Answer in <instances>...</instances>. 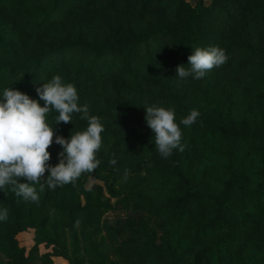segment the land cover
<instances>
[{
  "label": "trees",
  "instance_id": "1",
  "mask_svg": "<svg viewBox=\"0 0 264 264\" xmlns=\"http://www.w3.org/2000/svg\"><path fill=\"white\" fill-rule=\"evenodd\" d=\"M126 1L0 0V95L11 86L39 100L36 88L59 74L76 86L80 104H88L105 129L93 172L55 188L45 185L38 203L7 188L0 191V210L8 212L0 220V249L10 264H29L16 235L48 226L53 237L37 240L61 244L57 255L80 264L76 223L84 230L123 202L142 211L125 225L118 221L114 234L121 237L125 228L130 246L140 240L133 237L138 230L140 244L162 245L171 264H259L264 254V8L259 5L264 0H199L194 6L186 0H144L146 7L168 2L180 15L152 26L111 24ZM140 4L134 13L143 11ZM250 37L252 45H245ZM209 46L225 49L227 63L200 80L175 76L178 65L190 67L187 58L196 47ZM239 53L245 58L236 60ZM224 73L231 74L226 90L219 86ZM240 74L247 77L244 88L261 91L252 100L258 116L250 117ZM152 104L174 108L177 123L193 109L200 112L191 127L181 125L183 152L174 150L165 159L156 150L144 119V107ZM56 115L48 114L47 121L57 135L70 138L87 127L80 114H73L72 123L55 125ZM48 150L55 165L61 146L53 143ZM129 162L141 164L132 171L146 163L144 171L165 188L161 200L135 185L115 188L118 171ZM90 177L103 184L85 187ZM45 207L61 219L46 223ZM150 217L159 221L151 224ZM59 222L71 232V252L60 239ZM158 226L166 231L159 240ZM184 251L186 259L180 256Z\"/></svg>",
  "mask_w": 264,
  "mask_h": 264
},
{
  "label": "clouds",
  "instance_id": "2",
  "mask_svg": "<svg viewBox=\"0 0 264 264\" xmlns=\"http://www.w3.org/2000/svg\"><path fill=\"white\" fill-rule=\"evenodd\" d=\"M188 64L178 65L175 76L186 80L203 79L213 68L227 63L226 50L219 46L196 47L188 56ZM39 100L13 87H6L0 95V191L10 189L24 200L39 202V192L45 185L74 182L83 173L93 172L100 160L97 153L102 147L101 133L105 130L98 116L91 115L88 104H80L73 83H65L57 74L36 88ZM43 101L41 106L39 101ZM145 108V122L155 137V148L162 158H169L174 150L184 151L181 125L191 127L200 116L198 110L176 122L175 109L152 104ZM55 116V125L72 123L73 114L87 121L83 131L70 138L57 135L55 127L47 121L48 114ZM61 146L58 163H50V146ZM111 163L115 164L113 159ZM7 209L0 210V220L7 219Z\"/></svg>",
  "mask_w": 264,
  "mask_h": 264
},
{
  "label": "rangeland",
  "instance_id": "3",
  "mask_svg": "<svg viewBox=\"0 0 264 264\" xmlns=\"http://www.w3.org/2000/svg\"><path fill=\"white\" fill-rule=\"evenodd\" d=\"M141 1V7L143 11L141 13L133 10V7L137 5ZM144 0H127L124 6H121L118 9V14H116L111 20L110 23H118L124 26L127 21H140L145 26H152L158 21H162L165 19H177L180 15L179 11L173 7L170 3H165L163 5H159L151 1V4L143 6ZM192 6L196 5L199 0H186ZM207 4H209L212 0H204ZM127 4V5H126ZM264 8V4H260L259 7ZM229 32V31H228ZM251 41L248 40L244 44L252 45L253 38L250 37ZM245 58V55L239 53L236 55L235 59L239 60L241 58ZM225 76H222L219 86L223 87L224 90L227 89L230 75L229 73H224ZM246 75H239V88L241 90L245 89L248 91V99L246 100V104L250 106V117L258 116L260 114L259 108L252 104V100L258 99L261 95V91H253L243 87L242 83L246 82ZM143 169L132 171L129 168L138 169L141 167V164L137 162H129L126 166L124 163V168L118 171L116 181L114 186L117 190L123 191L127 186L135 185V187L141 191L143 194L148 195L153 201L158 202L162 199L165 188L161 187L154 178H152L146 171H144V167H146V163L143 164ZM93 182L101 183L102 181L90 177L85 181L84 186L89 187ZM167 191L171 190L170 186H166ZM37 191H39V187H36ZM105 196L109 197L113 203L116 202L117 198H111L109 194L104 191ZM132 204H125L123 202H118L114 209L108 210L104 212L100 218H97L95 223L88 225L84 230L82 227L76 223L78 237H79V261L80 264H98L99 262H103L104 264H171V258L169 251L163 250L162 245H154V247H143L140 244V240L143 239L141 234L136 230L133 232V237H137L136 239H140L135 243V246H130L129 233L126 229H123L122 236L115 235L114 233L117 231L116 227L118 225V221L122 220L123 225L128 217H133L137 219L142 211L140 208H134ZM45 211L47 213V221L46 223L50 224L59 218L58 214L52 210V208L45 207ZM147 215V213H145ZM153 220V221H152ZM149 223L153 224L158 222L159 220L150 217ZM161 221V220H160ZM167 221V219H166ZM58 222V221H57ZM62 223L59 222V231H60V239L65 242L66 248L68 252H71L73 249L72 245V235L71 232L66 227H62ZM160 229H157L160 234L156 237L159 239H163L161 237L163 235L162 228L158 226ZM48 231V233H46ZM53 237V234L48 229V226L44 228L43 231L37 230V228L30 227L25 230L19 232L16 235L18 239V244L20 247L24 248V254L28 258L29 264H46V261L49 259L52 264H71V262L61 256L57 255L59 251L62 250L61 244L57 243H48V242H39L37 239L42 237ZM85 237H89L90 240L85 239ZM155 237V238H156ZM119 239L125 241L124 244L121 243ZM157 240V241H158ZM93 243V245H92ZM163 244V243H162ZM164 245V244H163ZM93 247L98 253L103 257V259H99L97 255H95ZM165 247V246H164ZM153 253V254H152ZM152 254V255H150ZM186 251L181 252L180 256L182 259L185 258ZM0 264H10L8 257L6 256L3 249H0ZM259 264H264V254L261 257Z\"/></svg>",
  "mask_w": 264,
  "mask_h": 264
}]
</instances>
